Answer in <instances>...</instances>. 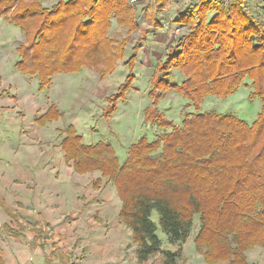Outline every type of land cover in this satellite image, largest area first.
I'll return each mask as SVG.
<instances>
[{
  "label": "trees",
  "instance_id": "16d2710c",
  "mask_svg": "<svg viewBox=\"0 0 264 264\" xmlns=\"http://www.w3.org/2000/svg\"><path fill=\"white\" fill-rule=\"evenodd\" d=\"M43 1L0 0V19L19 28L28 43L19 48L18 70L38 75L42 88L56 74L85 67L104 78L126 58L127 40L114 42L109 33L114 22L130 33L136 30L129 0H58L50 9ZM248 1L222 6L200 0L177 17L175 23L188 32L168 47L156 68L148 94L152 105L144 115L145 123L162 131L156 140L141 137L121 162L111 144L86 145L75 127L64 131L61 147L75 172H97L114 184L122 203L120 219L132 232L139 264L158 256L165 264H179L196 220L194 245L206 264H249L246 252L257 247L264 252V19L248 11ZM168 3L158 0V8ZM141 49L134 47L127 62L130 73L107 97L103 119L113 116L132 88ZM174 72L182 74L180 84L171 81ZM243 87L251 90L250 101L257 98L262 104L254 123L201 111L208 97L224 100ZM167 91L181 94L195 111L181 125L159 109ZM61 116L51 106L39 120L46 124Z\"/></svg>",
  "mask_w": 264,
  "mask_h": 264
},
{
  "label": "crops",
  "instance_id": "0c3cea01",
  "mask_svg": "<svg viewBox=\"0 0 264 264\" xmlns=\"http://www.w3.org/2000/svg\"><path fill=\"white\" fill-rule=\"evenodd\" d=\"M182 1L190 7L200 0ZM183 3L172 0L160 13L169 16L165 23L157 11L145 10L148 17L156 15L158 25L145 29L150 33L138 42L142 49L135 68L149 48L144 65L138 69L151 81L168 47L179 38L175 31L186 29L175 23L187 10ZM247 7L254 16L264 18V0H249ZM49 106L32 121L22 119L16 110H0V200L18 217L13 218L0 204V264H139L133 236L130 242L124 239L130 229L120 219L122 203L114 184L107 183L100 173L91 181L97 172H75L61 144L67 127L78 130V126L74 122L62 124L64 111L56 102L51 106L58 107L61 118L46 124L40 121ZM97 180L102 183L95 185ZM149 261L146 264H154L155 258Z\"/></svg>",
  "mask_w": 264,
  "mask_h": 264
},
{
  "label": "rangeland",
  "instance_id": "374dc122",
  "mask_svg": "<svg viewBox=\"0 0 264 264\" xmlns=\"http://www.w3.org/2000/svg\"><path fill=\"white\" fill-rule=\"evenodd\" d=\"M171 1L169 0L168 5L163 9H159L158 0H136L135 3L129 0L130 6L136 11L138 27L137 31L130 33L128 28L121 27L114 22L109 33L110 38L114 42L119 43L125 39L127 40L126 58L123 61L117 62L114 72L103 78L94 68L85 67L78 73L56 74L51 78L50 84L43 88L41 87L42 84L38 75L36 77L30 74L24 75L18 70L17 65L22 60L19 48L28 44L26 43L25 34L12 23L1 18L0 110H16V113L22 119L32 121L37 119L49 105L51 106L53 102H56L64 111L65 117L61 120L63 125H66L67 122L76 123L78 133L87 138L84 141L85 144H88L92 140H98L97 143L111 144L116 148L117 155L120 161L123 162L126 160L131 143L138 141L143 136L149 141H154L162 133L160 129L153 128L144 121L145 111L152 105V100L148 96L151 90V79L143 73L140 74L138 68H142L144 65V59H146L150 50L149 48L141 56L143 57L142 62H138L137 68L134 67L133 75L135 79L132 88L128 90L126 99L118 103L116 112L109 119L102 118L103 110L108 104L107 97L116 92L119 86L127 79L130 73L129 64H127L128 59L133 54L134 47L147 35L145 29H149L155 25L154 19H156V15L155 17L152 15L148 17L146 15L148 9L157 11L160 15L162 11L168 9ZM179 1L183 3L182 0ZM56 2L58 0H46L44 6L49 7ZM186 4L183 3L184 9L189 7V4ZM165 13L163 16L160 15L164 23L169 19V16ZM187 32L188 29H183L177 35L180 37L183 33L186 34ZM177 35L175 31V36ZM182 80V74L178 72L173 73L171 78L173 83L180 84ZM250 93L251 90L249 88L243 87L224 100L212 96L208 97L202 104L201 111L234 115L252 124L257 119L262 104L257 98L254 101H250L248 99ZM159 109L175 125H181L185 116L192 115L195 112L189 102L176 91L166 92L159 103ZM0 126L1 130L3 125ZM97 176L100 177V174L95 173L91 181ZM152 219L157 224L160 239L165 241L166 236L161 230L159 216L154 213ZM198 228V220H196L190 237L182 247L179 264H206L205 259L196 251L193 244ZM126 232L127 236H124V239L130 242L132 232L130 230ZM162 248L167 247L164 244ZM172 249L176 248L173 247ZM246 257L249 264H264V252L262 248L257 247L254 250L246 252ZM153 262L154 264L164 263L160 260V257L155 258Z\"/></svg>",
  "mask_w": 264,
  "mask_h": 264
},
{
  "label": "built area",
  "instance_id": "2783aa9c",
  "mask_svg": "<svg viewBox=\"0 0 264 264\" xmlns=\"http://www.w3.org/2000/svg\"><path fill=\"white\" fill-rule=\"evenodd\" d=\"M132 1V3H135L136 2V0H131ZM222 6H227V5H229L230 3H231V1L232 0H217ZM181 32V29H177L176 30V35L178 34L179 35V33ZM177 35V36H178Z\"/></svg>",
  "mask_w": 264,
  "mask_h": 264
}]
</instances>
